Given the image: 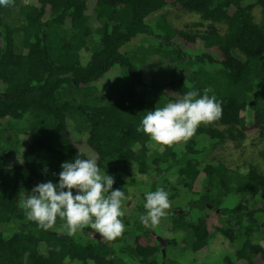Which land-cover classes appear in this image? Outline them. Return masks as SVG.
<instances>
[{
    "label": "trees",
    "instance_id": "1",
    "mask_svg": "<svg viewBox=\"0 0 264 264\" xmlns=\"http://www.w3.org/2000/svg\"><path fill=\"white\" fill-rule=\"evenodd\" d=\"M10 6L20 20L8 24L0 5V119L15 130L20 151L0 149V264H264V173L253 163L239 171L199 160L225 142L239 148L251 130L264 135V107L248 101L264 88V0H14ZM166 6L200 19L182 28L152 24L148 18ZM138 35L147 36L144 55L173 65L161 86L145 73L143 55L122 50ZM113 71L125 74L117 96L99 103L96 92ZM67 88L81 97L65 96ZM193 89L222 102L220 119L170 146L137 132L147 112L160 108L149 99L153 93L174 102ZM77 156L97 157L113 189L124 192L125 231L114 240L89 235L90 227L68 235L59 217L53 229L42 230L20 207L37 183L57 182L60 165ZM136 173L148 178L146 188L131 193ZM157 188L169 193L171 211L161 221L170 224L145 227L144 193ZM214 230L233 250L208 261Z\"/></svg>",
    "mask_w": 264,
    "mask_h": 264
},
{
    "label": "clouds",
    "instance_id": "2",
    "mask_svg": "<svg viewBox=\"0 0 264 264\" xmlns=\"http://www.w3.org/2000/svg\"><path fill=\"white\" fill-rule=\"evenodd\" d=\"M13 2L0 0V5L10 6ZM221 116L220 100L215 96L200 95L193 89L162 108L148 111L136 130L157 144L170 146L189 140L199 126H208ZM97 159L95 156L87 159L77 156L73 161H64L57 182L37 183L31 194L20 202L27 218L45 231L53 229L59 217L68 235L90 227L109 241L120 237L125 231L120 219L125 214L121 211L124 192L113 189V176L100 170ZM47 171L45 168L44 172ZM144 195L146 212L139 219L145 227L155 226L170 214L169 193L157 188Z\"/></svg>",
    "mask_w": 264,
    "mask_h": 264
},
{
    "label": "rangeland",
    "instance_id": "3",
    "mask_svg": "<svg viewBox=\"0 0 264 264\" xmlns=\"http://www.w3.org/2000/svg\"><path fill=\"white\" fill-rule=\"evenodd\" d=\"M254 13L255 16L258 17V8L254 9ZM2 14L4 20L12 26H16L20 20L15 7L4 6ZM199 19L198 13L173 6H166L164 9L152 14L148 18L152 24H155L158 20H162L174 28H182L191 22H198ZM16 39V42H18V37H16ZM147 41V36L138 35L122 47V50L130 54L137 53L139 55H143L145 57V61L143 62V66L146 68L145 73L149 79L155 81L159 86H161L168 79L169 73L173 69V65L168 60L161 58L158 54L144 55V52L141 51V47L142 45L147 44ZM113 72L114 73L111 75V79L109 77L108 82L96 92L99 103L108 101L109 99H113L117 96L120 88V79L124 77L125 74H120L118 71ZM65 96L79 98L81 97V94L67 88ZM149 99L160 108L169 103L162 96L159 97L156 92L153 93ZM248 99L253 109L264 107V88L251 92ZM6 120V118L0 119V149L2 150L5 148L11 150L15 155H17L20 151L19 145H17V135L13 128L7 126ZM199 160L203 163L215 162L216 160H219L222 161L228 168L239 171L243 170L247 163H253L256 164L264 173V135H260L257 131L251 130L247 133L246 138L242 141L239 148L233 147L230 142H225L215 148H208L199 157ZM132 178L135 180V183L129 186L131 193L138 192L139 189L146 188V181L148 178L145 175L136 173L134 176L132 175ZM234 199L235 196L230 195L226 200V204L232 205ZM258 202L259 200L257 199L256 203ZM256 203L254 205H257ZM161 223L162 227L163 225L168 226L167 220L164 222L161 221ZM259 240L264 244L263 236H260ZM211 246L214 254L208 258V261H217L220 255L219 251L222 252L225 250L229 253L233 250V245L215 230L212 233ZM175 252L176 251H174V253ZM187 255L181 257L180 259H187L189 257V255ZM183 262H186V260ZM194 263L192 260L190 261V264Z\"/></svg>",
    "mask_w": 264,
    "mask_h": 264
},
{
    "label": "water",
    "instance_id": "4",
    "mask_svg": "<svg viewBox=\"0 0 264 264\" xmlns=\"http://www.w3.org/2000/svg\"><path fill=\"white\" fill-rule=\"evenodd\" d=\"M88 234L91 235V236H94V237H96V238L101 237V236H100L98 233H96L95 231H89ZM157 238L161 241V244H163V238L160 237V236H157ZM162 252H163V254H164V248H162Z\"/></svg>",
    "mask_w": 264,
    "mask_h": 264
},
{
    "label": "flooded vegetation",
    "instance_id": "5",
    "mask_svg": "<svg viewBox=\"0 0 264 264\" xmlns=\"http://www.w3.org/2000/svg\"><path fill=\"white\" fill-rule=\"evenodd\" d=\"M168 223V222H167ZM170 224V223H169ZM169 224H168V226H169ZM165 227H167V225H165ZM167 241H163V243H164V246H165V243H166ZM162 248V247H161ZM165 248V247H164Z\"/></svg>",
    "mask_w": 264,
    "mask_h": 264
}]
</instances>
